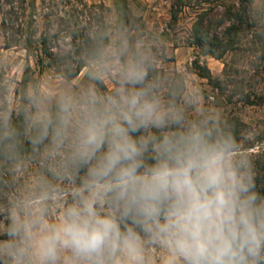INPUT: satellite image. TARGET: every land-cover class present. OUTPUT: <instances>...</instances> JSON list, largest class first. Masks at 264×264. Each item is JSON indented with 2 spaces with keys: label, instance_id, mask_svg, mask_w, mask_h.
Listing matches in <instances>:
<instances>
[{
  "label": "clouds",
  "instance_id": "obj_1",
  "mask_svg": "<svg viewBox=\"0 0 264 264\" xmlns=\"http://www.w3.org/2000/svg\"><path fill=\"white\" fill-rule=\"evenodd\" d=\"M159 62L117 28L78 86L0 82V264H264L252 158Z\"/></svg>",
  "mask_w": 264,
  "mask_h": 264
},
{
  "label": "rangeland",
  "instance_id": "obj_2",
  "mask_svg": "<svg viewBox=\"0 0 264 264\" xmlns=\"http://www.w3.org/2000/svg\"><path fill=\"white\" fill-rule=\"evenodd\" d=\"M1 3L4 4V0ZM31 3L32 0H27L25 21L29 26L30 19L35 17L34 27L40 30L38 39L46 29L45 15L52 21L48 49L53 58L73 56L75 45L79 43L74 37L90 29L106 24L109 32L122 28L124 15L120 0H36V12L29 7ZM125 3L131 17L139 21L130 18L131 25L124 30L155 48L160 57L158 70L182 77L185 88L201 91V106H210L222 114L224 122L238 134L241 148L250 155L261 152L264 149V106L260 104L264 97V54L260 46L253 43L254 32L222 61L207 56L194 40V25L200 14L208 13L215 20L220 19L228 8L238 6V0H184L176 23H172L171 12L174 0H125ZM1 15L2 12L0 21ZM260 28L264 27L260 25ZM222 30V27H214L212 33L217 35ZM31 31L25 30L27 34ZM5 44L0 30V82L14 81L12 89L19 99L28 67L27 51L20 47L7 50ZM29 61L32 73L28 88L35 82L52 88L62 80L52 69L39 67L35 58ZM226 65L232 70L228 81L224 78ZM204 69L210 71L213 82L204 78L207 74ZM83 78L84 71L71 82L78 86ZM218 80L222 81L221 85L216 84Z\"/></svg>",
  "mask_w": 264,
  "mask_h": 264
},
{
  "label": "trees",
  "instance_id": "obj_3",
  "mask_svg": "<svg viewBox=\"0 0 264 264\" xmlns=\"http://www.w3.org/2000/svg\"><path fill=\"white\" fill-rule=\"evenodd\" d=\"M4 2L5 3L2 4L0 0V12H2L0 30L6 41L5 48L11 50L20 47L27 51L28 67L22 83V92L28 88L31 82L30 75L32 69L29 61L31 58H35L39 67L42 69H52L62 78L64 74L78 72L79 74L74 78L76 79L86 67L84 64V55L96 41L97 36L109 33L110 31L106 23V25L102 27L98 26L96 30L90 29L81 36L74 37V40H78L79 43L75 45L73 56L68 55L53 58V54L50 49H48V45L52 39L50 30L53 25L49 15L47 14L44 17L46 29L45 32L41 34L40 39H38L37 36L40 34V30L38 27H34V25L37 24L35 17L30 19L29 26H27L28 22L25 21L28 7L27 0H18V2L16 0H4ZM183 2L184 0H174L171 10L172 23L177 22L181 9L184 6ZM120 4L123 7L124 15L121 26L123 29H127L131 25L130 18L132 17L125 0H120ZM6 7L7 9H5ZM29 7L36 12V0H32ZM251 7V0H238V6L228 8L220 19L216 18L215 20L210 16L211 14L208 13L200 14L198 21L194 25L193 33L195 43L204 50L207 56L222 61L226 54L237 50L238 46L243 44V40L248 37L249 33L254 32L253 43L255 46H260L261 52L264 54V28L262 30L260 25L253 20ZM132 19L135 22L139 21V19L136 18ZM214 27H222L223 30L220 34L213 35L212 32ZM26 28L32 31L27 34L25 32ZM204 71L207 73L204 78L213 82L210 71L208 69H204ZM231 76L232 70L229 65H226L224 78L228 81ZM215 82L216 84L218 83V85L222 84L220 80ZM251 102L255 104L253 101ZM260 102V104L264 106V97L260 99ZM230 129L238 143H240L239 136L236 134L235 129L233 127H230ZM247 155L250 156L254 162L257 189L261 194H264V149L257 154Z\"/></svg>",
  "mask_w": 264,
  "mask_h": 264
}]
</instances>
